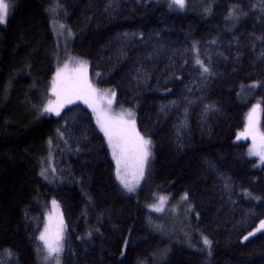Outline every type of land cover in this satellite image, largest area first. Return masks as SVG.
Listing matches in <instances>:
<instances>
[{
  "label": "trees",
  "instance_id": "1",
  "mask_svg": "<svg viewBox=\"0 0 264 264\" xmlns=\"http://www.w3.org/2000/svg\"><path fill=\"white\" fill-rule=\"evenodd\" d=\"M169 1L7 0L0 264H39L53 198L65 224L60 264H264V166L253 154L264 142L242 135L251 108L264 129V0ZM58 21L71 33L67 53L88 62L89 77L113 89L151 142L132 193L87 96L68 103L66 84L59 115L42 110L62 56ZM183 195L210 244L187 246L157 228L151 207Z\"/></svg>",
  "mask_w": 264,
  "mask_h": 264
},
{
  "label": "rangeland",
  "instance_id": "2",
  "mask_svg": "<svg viewBox=\"0 0 264 264\" xmlns=\"http://www.w3.org/2000/svg\"><path fill=\"white\" fill-rule=\"evenodd\" d=\"M169 3L178 8H182L180 5L173 3V0H170ZM54 31L62 56L57 63L55 72L51 79L48 90V97L43 104L42 110L44 113L54 114V111L49 112L45 111V109L49 107L50 102L51 106L54 109L59 105L64 85H68L67 90H69V86L72 85L70 88L71 92L67 96L69 98H73L76 96L72 94V90L76 89L79 86H83V82L86 78L87 83L90 84L93 89H95V92L86 95L91 102V104L89 105H92H88V107L91 110L100 129L102 130L101 124L103 123L112 133L113 142L118 143L119 145L116 149L117 155L121 157V163L119 165L120 174L118 176L117 159L113 156V148L109 145L108 137L102 130L114 162L117 180L127 192L132 193L136 191L138 185L145 177L149 162L148 157L151 153V142L149 139L145 138L137 129L135 115L133 114V112L128 108H120L115 105V95H112V93L114 92L113 89L99 87L95 84L94 80L89 77L88 62L85 59L70 56L67 53L66 44L71 37V33L68 28L58 21L54 25ZM81 65H83V67H81ZM58 71L61 73L59 77H57ZM108 100L112 101L111 105L108 104ZM257 104H259L258 101L256 102V105ZM93 108H95L96 110L94 111ZM128 113H131V115L129 116ZM250 116L251 122L249 119ZM98 118L100 120V123H98ZM121 118L123 123L117 124V122L120 121ZM133 122L135 132L132 131ZM245 128H251L252 131L257 133L258 138L264 135V129H262L260 124L259 109L254 110L251 108L249 110L247 117L245 116ZM135 133H139L140 137H143L144 140L150 142L146 146L148 156L143 163V176L140 175V161L145 146H143L139 142V140L135 136ZM256 159L259 165L264 166V161L261 160L260 156L256 157ZM46 167L47 169H45L44 171L46 172V174H50V170L53 168L51 159H48ZM121 178L127 180L131 185H133L132 191H129L128 188L124 186ZM151 210L154 211V214L159 219L155 223L158 229L164 230L166 234L173 235L175 239L179 240V242L187 246H195L197 241L204 244L205 236L201 235L195 229L194 220H192L193 212L189 206L187 198L184 195L179 196L175 199H162L160 200V203L152 206ZM44 215V224L41 234H46L50 239H54L57 234H59L62 238L59 241L61 251L59 253H52L51 255H49L44 241L40 239L42 245L41 263L60 264L62 261L61 252L63 249L65 224L58 202L54 198L48 201ZM46 229L47 232H45Z\"/></svg>",
  "mask_w": 264,
  "mask_h": 264
},
{
  "label": "snow or ice",
  "instance_id": "3",
  "mask_svg": "<svg viewBox=\"0 0 264 264\" xmlns=\"http://www.w3.org/2000/svg\"><path fill=\"white\" fill-rule=\"evenodd\" d=\"M173 3L180 5L181 7L184 4V0H173ZM8 11H9V3L7 2V0H0V24H4L7 21V15H8ZM197 63H200V61L198 60ZM81 67H83V65H81ZM204 71H208L207 68L204 69ZM61 75V73L58 71L57 72V77H59ZM95 92V89L92 88V86L90 84L87 83V80L85 78L84 80V84L83 86H79L76 89L72 90V94L75 95L77 98H83L84 96ZM112 95L114 96L115 93L113 92ZM68 103L72 102V99L69 98ZM85 103H88V100L85 99L84 101ZM112 101L108 100V104L111 105ZM92 106V105H89ZM93 110L95 111L96 109L93 108ZM45 111H56V114L59 115V111H57L56 109H54L51 106V102L49 107H47L45 109ZM128 115L130 116L131 113H128ZM250 122H251V116L249 117ZM98 123H100V120L98 118ZM123 123L122 118L120 119V121L117 122V124ZM101 128L104 131L105 135L108 137V142L109 145L113 148V156L116 157L117 159V174L119 176L120 174V168L119 165L121 163V157L117 155V147L119 146L118 143H114L113 142V135L112 133L109 131L108 127H106L103 123L101 124ZM132 131L135 132L134 129V122H133V127H132ZM249 131H251V128L247 129L245 133H242V135H246ZM135 136L137 137V139L139 140V142L145 146V149L143 150V155L140 161V175L143 176V163L144 161L147 159L148 156V152L146 151V146L150 143L147 140H144L143 137H140L139 133H135ZM239 138V137H238ZM253 140L255 141V136H253ZM261 141L264 142V135L261 136ZM261 148L264 149V143H262ZM253 154L259 155L261 157V160L264 161V150L261 151H255V149L253 150ZM43 175V173H42ZM122 183H124V186L126 188H128L129 191L133 190V185H131L127 180L121 178ZM163 199V198H162ZM55 203V202H53ZM159 210V209H157ZM261 229H264V221H261V225L260 228H257V231H260ZM45 232H47V229L45 230ZM253 233H249V235H252ZM62 237L57 234V236L54 239H50L46 234H41L40 239L42 241H44L45 246L48 249V253L49 255H51L52 253H59L61 251V248L59 246V241ZM245 239H247V237H245ZM204 244L208 245L210 244V241L205 238L204 239Z\"/></svg>",
  "mask_w": 264,
  "mask_h": 264
},
{
  "label": "bare ground",
  "instance_id": "4",
  "mask_svg": "<svg viewBox=\"0 0 264 264\" xmlns=\"http://www.w3.org/2000/svg\"><path fill=\"white\" fill-rule=\"evenodd\" d=\"M263 25H264V24H263ZM52 28H53V27H52ZM145 107H146V109L144 108V109H145V112L142 110V116H144V117L147 116V112H148V111L150 112V107H149V106H145ZM147 110H148V111H147ZM143 112H144V113H143ZM133 114H134V112H133ZM104 137H105V135H104ZM105 139H106V138H105ZM40 161L43 162L44 159H43L42 157H40V158H39V163H40ZM48 175H49V174H48ZM49 178H51V176H50ZM52 178H53V177H52ZM41 250H42V247H41ZM39 264H42L41 261H39Z\"/></svg>",
  "mask_w": 264,
  "mask_h": 264
}]
</instances>
